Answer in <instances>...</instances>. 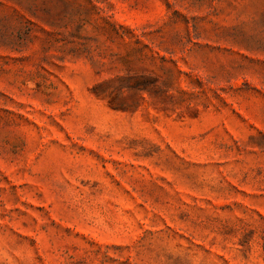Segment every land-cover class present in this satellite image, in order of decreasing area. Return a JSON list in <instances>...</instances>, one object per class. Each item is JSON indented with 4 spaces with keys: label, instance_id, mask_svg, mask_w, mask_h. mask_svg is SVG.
<instances>
[{
    "label": "rangeland",
    "instance_id": "1",
    "mask_svg": "<svg viewBox=\"0 0 264 264\" xmlns=\"http://www.w3.org/2000/svg\"><path fill=\"white\" fill-rule=\"evenodd\" d=\"M0 264H264V0H0Z\"/></svg>",
    "mask_w": 264,
    "mask_h": 264
}]
</instances>
